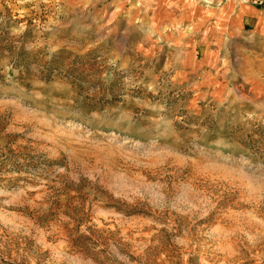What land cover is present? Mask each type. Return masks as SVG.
<instances>
[{
	"label": "rangeland",
	"instance_id": "rangeland-1",
	"mask_svg": "<svg viewBox=\"0 0 264 264\" xmlns=\"http://www.w3.org/2000/svg\"><path fill=\"white\" fill-rule=\"evenodd\" d=\"M141 4L0 0V264H264V47Z\"/></svg>",
	"mask_w": 264,
	"mask_h": 264
},
{
	"label": "crops",
	"instance_id": "crops-1",
	"mask_svg": "<svg viewBox=\"0 0 264 264\" xmlns=\"http://www.w3.org/2000/svg\"><path fill=\"white\" fill-rule=\"evenodd\" d=\"M141 6L159 34L187 40L188 56L199 66L220 65L219 51L233 39L264 47V0H142Z\"/></svg>",
	"mask_w": 264,
	"mask_h": 264
},
{
	"label": "bare ground",
	"instance_id": "bare-ground-1",
	"mask_svg": "<svg viewBox=\"0 0 264 264\" xmlns=\"http://www.w3.org/2000/svg\"><path fill=\"white\" fill-rule=\"evenodd\" d=\"M244 1V0H243Z\"/></svg>",
	"mask_w": 264,
	"mask_h": 264
}]
</instances>
